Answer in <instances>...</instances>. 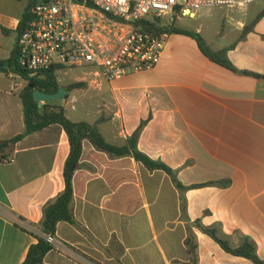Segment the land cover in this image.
I'll list each match as a JSON object with an SVG mask.
<instances>
[{"label": "crops", "instance_id": "obj_1", "mask_svg": "<svg viewBox=\"0 0 264 264\" xmlns=\"http://www.w3.org/2000/svg\"><path fill=\"white\" fill-rule=\"evenodd\" d=\"M33 3L0 0V64L9 62L0 73V144L25 131V82L13 90L10 60ZM254 19L231 20L210 41L199 35L209 50L227 49L236 72L208 59L193 37L176 33L153 69L108 81L83 67L87 87L75 98L82 112L66 108L73 90L60 103L66 117L97 124L119 148L141 128L136 151L171 174L148 170L132 153L111 156L83 141L71 221L59 222L54 234L66 251L53 249L45 264H253L227 254L202 229H214L231 248L250 240L264 262V16L240 39ZM68 154L58 125L0 149L6 156L0 159V264H22L36 243L44 207L64 190Z\"/></svg>", "mask_w": 264, "mask_h": 264}, {"label": "built area", "instance_id": "obj_2", "mask_svg": "<svg viewBox=\"0 0 264 264\" xmlns=\"http://www.w3.org/2000/svg\"><path fill=\"white\" fill-rule=\"evenodd\" d=\"M257 0H43L29 11V22L17 39V62L32 72L91 67L108 81L155 68L169 33L155 34L135 24L157 25L165 17L195 19L204 8H243ZM113 18H108L106 14ZM162 28V27H161ZM13 90L22 80L12 75ZM11 162V160H8ZM21 228L24 223L15 219ZM53 249L66 251L54 236Z\"/></svg>", "mask_w": 264, "mask_h": 264}, {"label": "trees", "instance_id": "obj_3", "mask_svg": "<svg viewBox=\"0 0 264 264\" xmlns=\"http://www.w3.org/2000/svg\"><path fill=\"white\" fill-rule=\"evenodd\" d=\"M30 4L31 5H34ZM108 18H113L110 14H106ZM264 16V8L256 16L254 21L246 26L241 34V40L245 38V35L251 32L254 25ZM29 20L28 13L24 16L22 22L17 28V34L19 35L26 27ZM141 26L146 31L159 34L163 31L167 33L183 34L193 37L197 42L201 52L212 62L231 71L236 70L231 66L226 57L227 49H223L217 52L209 50L201 37L194 32L179 28H160L155 22H149L147 20L139 21L135 24ZM6 32V31H5ZM57 68H51L47 71L32 72L26 68H22L17 62V48H15L12 58L10 60V73L17 75L25 82V86L20 93V98L23 106V116L25 122V131L9 140H5L0 144V149H6L17 142L23 140L26 136L39 132L49 126H60L68 139L69 154L65 161L63 168L64 190L63 192L51 203L47 204L43 209V220L40 224V234L34 235L36 243L31 245L28 249L26 258L22 264H45L44 257L53 250V247L46 242L44 236H54L56 227L59 222H70V203L72 201V178L75 171L78 169L80 157L82 154V143L85 140L90 141L94 147L102 152H105L111 156H124L130 153L134 158L141 162L148 170H162L168 174H171L170 170L160 164H156L146 158L144 155L136 151V140L140 133L141 128L133 135L124 147H115L108 144L97 129V124H88L86 122H72L65 115V109L61 105H54L51 102L39 104L33 99L34 91H42L46 94H55L61 88L56 78ZM36 73L35 76H31ZM246 75L254 77H261L259 75L251 74L248 72H242ZM84 84H74L66 87L67 92L73 89L83 87ZM67 98V96L65 97ZM6 156H1L0 159H5ZM177 188H181L178 182L174 181ZM203 232L212 238L227 254L235 257L244 258L249 260L253 264H264L262 260L256 255V247L253 242L246 240L241 246L237 248H231L225 241L219 239L214 229H202ZM186 246L188 252L192 255L193 261H195L196 245L192 242L191 238L186 240Z\"/></svg>", "mask_w": 264, "mask_h": 264}, {"label": "rangeland", "instance_id": "obj_4", "mask_svg": "<svg viewBox=\"0 0 264 264\" xmlns=\"http://www.w3.org/2000/svg\"><path fill=\"white\" fill-rule=\"evenodd\" d=\"M264 8V0H257L248 4L246 7H227V6H215L202 9L196 16L195 19L181 18V17H165L161 20L158 26L161 28H179V29H189L192 31H197V34L201 37L211 40V38L219 31H226L227 28L230 29V21L237 20L240 17L248 18L253 20L257 14H259ZM230 33V31H229ZM85 71L84 68H65L56 73V78L61 86V88H66L74 84H84L83 87L73 89L78 90V93L75 94L73 99L67 101L66 108L70 106L76 107L77 112L81 114V107L79 108L78 104H75V98L82 96L80 90L87 87V81L82 80V73ZM23 82V81H22ZM71 90V91H73ZM70 91V92H71ZM67 96V95H66ZM68 97V96H67ZM62 100L52 101L54 105H60ZM76 105V106H75ZM79 114V115H80ZM70 117L74 119L70 114Z\"/></svg>", "mask_w": 264, "mask_h": 264}, {"label": "water", "instance_id": "obj_5", "mask_svg": "<svg viewBox=\"0 0 264 264\" xmlns=\"http://www.w3.org/2000/svg\"><path fill=\"white\" fill-rule=\"evenodd\" d=\"M43 2V0H36V5H39ZM9 62H5L0 64V73H7ZM36 73L32 74L31 76H35ZM67 95V91L64 88H60L57 93L55 94H46L42 91H34L33 92V99L35 102L39 104H44L47 102H52L56 100H63Z\"/></svg>", "mask_w": 264, "mask_h": 264}]
</instances>
